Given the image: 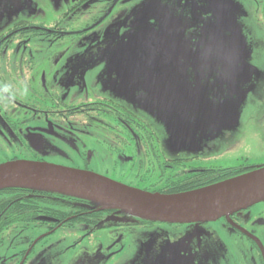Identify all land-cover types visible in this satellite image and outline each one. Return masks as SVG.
Segmentation results:
<instances>
[{
    "label": "flooded vegetation",
    "instance_id": "1",
    "mask_svg": "<svg viewBox=\"0 0 264 264\" xmlns=\"http://www.w3.org/2000/svg\"><path fill=\"white\" fill-rule=\"evenodd\" d=\"M136 1L146 0H0V164L46 162V149L64 146L76 159L69 156L72 162L62 166L95 172L93 160L103 157L122 168L123 175L133 177L124 183L160 193L195 190L264 165L249 159L236 165L214 164L228 153L218 146V153L212 154L215 141L197 145L199 140L193 135L208 127L205 121L195 126L188 123L186 128L182 122H174L179 133L177 149L172 152L164 147L168 139L161 135L162 126L143 104L142 110H135L133 101L111 94L108 81L117 76L106 72L110 62L106 56L122 43L117 35L128 34L127 16ZM246 1L262 24L264 0ZM22 10L27 17L23 18ZM12 13L15 18L11 19ZM33 41L44 42L48 48L34 52L28 46ZM169 77L179 82L176 76ZM115 85L118 87L117 81ZM162 86L165 98L183 94L180 84ZM120 88L127 89L121 93L134 96L131 82L121 81ZM165 98L164 110L182 108V99ZM207 108L203 110L209 115ZM122 216L64 195L18 187L0 190V241L6 232L40 226L46 229L42 238L77 226L90 227L88 236L96 230L109 233L107 246L85 252L71 264H107L125 251L128 230L154 233L157 228L167 229L169 239L175 241L191 228H204L201 238L194 239L191 232L179 242L176 257L180 261L190 258L196 264L195 255L203 253V264H264V201L204 223ZM33 247L0 255V264L14 258L19 259L18 264H26Z\"/></svg>",
    "mask_w": 264,
    "mask_h": 264
},
{
    "label": "rangeland",
    "instance_id": "2",
    "mask_svg": "<svg viewBox=\"0 0 264 264\" xmlns=\"http://www.w3.org/2000/svg\"><path fill=\"white\" fill-rule=\"evenodd\" d=\"M157 1L162 2L163 5L170 4L166 6L165 11L172 15V23L176 25V29L156 32L153 28L158 27L159 19L154 11L146 29L134 23L131 24L132 28L130 27L128 34L123 35V32L117 35L119 42H122L118 48H122L124 44L136 64L141 62L145 55L151 56L160 49L159 45L153 47V42L149 38L155 39L157 43L163 42L162 46L166 53L183 65L180 67L186 74V80L189 81L182 89L189 91L183 93L196 96L198 92L210 100V108L208 107L210 118L202 120L209 122V125L193 135L194 139L199 140L197 145L200 147L215 141L216 146L212 154H217V147L223 146L228 154L213 161L219 166L236 165L242 159L263 164L264 19L262 24L256 21L255 9L246 0ZM133 4L127 16L130 22L140 9L151 3L136 1ZM120 6L121 4L117 9ZM165 11L160 10L159 14L163 15ZM21 12L23 18L27 17L24 10ZM14 16L15 14L12 13L9 17L12 19L15 18ZM28 46L33 48L34 52L48 48L41 41H33ZM122 52L118 51V53ZM139 69L137 66L134 67L135 96H140L142 92L137 82L140 76L137 73ZM115 75L117 77L108 81V86L113 96L120 97L122 93L118 90L123 74L118 72ZM116 81L118 87L115 85ZM124 100L128 101L125 98ZM193 100L194 102H185L186 100L182 99V106L186 111L196 113L191 118L193 121L191 123L195 126L201 122L198 121V115L199 111L203 110V103L206 100L198 97H194ZM135 107L141 109L137 102L134 104V109ZM151 117L162 126L164 131L162 137L168 139L164 147L174 152L177 149L175 138L178 137L179 130H171L168 126L172 114L165 112L161 119L153 115ZM203 117L204 115L200 116L201 119ZM59 147L55 151L45 150L43 158L47 163L66 165L72 162L69 160L70 157L76 159L67 147ZM102 158H95L92 162L95 173L100 175L105 173L109 176H103L122 183L133 180V177L123 175L122 168L116 166L114 162L104 161ZM128 216L131 219L135 218ZM203 229L196 231L191 228L184 238L177 241L169 239V232L165 228H157L154 233L139 229L128 230L124 242L125 251L107 264H193L190 258L180 261L176 257L181 247L179 242L191 232H194V239L201 238L202 234H205ZM90 230L91 228L87 226L62 228L44 238L42 237L46 229L42 226L6 232L1 237L0 255L15 254L16 251L34 245L26 264H71L83 253L91 252L101 246L105 247L111 242L106 231L96 230L92 235H86ZM195 242L200 243V241ZM206 249V247L203 249L205 253ZM202 255L200 253L195 255L196 264H203L200 259ZM203 256L205 258V255ZM18 262L19 259L14 258L8 264H18Z\"/></svg>",
    "mask_w": 264,
    "mask_h": 264
},
{
    "label": "water",
    "instance_id": "3",
    "mask_svg": "<svg viewBox=\"0 0 264 264\" xmlns=\"http://www.w3.org/2000/svg\"><path fill=\"white\" fill-rule=\"evenodd\" d=\"M150 2L135 15L131 24L148 27L153 17V13L158 16V27L153 28L156 32L162 33L176 29L172 23V15L166 13L165 8L170 4H162L157 0H146ZM165 14H159V11ZM130 20V19H129ZM149 38V35L147 39ZM153 47L160 46L156 53L134 64L131 52L122 45L109 51L106 56L110 59L107 66V73L121 72L122 83H132L135 90L134 67H139L138 79L140 96L127 95L122 92L121 96L135 104H143L150 114L161 119L165 112L172 114L168 126L175 130L174 122H182V127L186 128L188 123L193 122L192 117L196 114L193 111H186L185 107L171 110H164L162 86L163 83L172 85L180 84L183 89L186 83V74L180 67L175 57H172L163 48V42L152 40ZM122 44V43H121ZM127 47L129 44L126 43ZM136 45V43H134ZM123 51L118 53V51ZM119 59L120 61H115ZM194 61V60H192ZM120 69V70H119ZM126 75V76H125ZM167 75V78L164 76ZM179 79L175 82L174 77ZM127 90L120 88L118 91ZM189 91V90H183ZM148 94V95H146ZM146 95V96H145ZM205 99L204 107L210 108V100L198 93L190 96V93H183L182 96H169L168 100H191L193 98ZM165 98V99H166ZM203 110L199 111L198 121H202L200 116L210 118ZM200 123V122H198ZM28 188L35 191L55 193L89 201L99 210H112L122 215L134 216L138 219L167 222V223H204L216 221L224 216H229L234 212L247 209L257 203L264 201V165L255 170L234 176L209 186L201 187L191 191L179 193L150 192L125 183L110 179L89 170L76 169L72 167L56 165L40 161L17 160L0 164V190L5 188Z\"/></svg>",
    "mask_w": 264,
    "mask_h": 264
},
{
    "label": "trees",
    "instance_id": "4",
    "mask_svg": "<svg viewBox=\"0 0 264 264\" xmlns=\"http://www.w3.org/2000/svg\"><path fill=\"white\" fill-rule=\"evenodd\" d=\"M17 188V187H16ZM32 190V189H31ZM39 192H41V191H39ZM47 193V192H46ZM52 194H55V193H52ZM60 195V194H59ZM65 196V195H64ZM68 197H70V196H68ZM73 198H75V197H73ZM77 199H80V198H77ZM81 200H84V199H81ZM85 201H87V200H85ZM87 202H89V201H87ZM90 203V202H89Z\"/></svg>",
    "mask_w": 264,
    "mask_h": 264
}]
</instances>
